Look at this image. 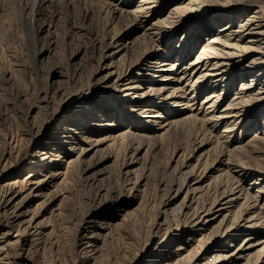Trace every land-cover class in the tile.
<instances>
[{"label": "bare ground", "instance_id": "obj_1", "mask_svg": "<svg viewBox=\"0 0 264 264\" xmlns=\"http://www.w3.org/2000/svg\"><path fill=\"white\" fill-rule=\"evenodd\" d=\"M95 1L109 14V27L115 25L117 31L118 22L129 23L125 37L118 30L103 47L105 53H113L105 56L103 49L102 53L103 58L117 60L115 64L122 69L114 84L127 92L126 97H132L130 102L137 101L130 105V111L152 123L147 129L154 126L156 130L151 136H139L163 141L177 128L197 127L203 139L199 148L178 158L172 169L173 182L161 189L162 200L153 223L147 222L145 211L148 215L149 206L145 202L120 208L128 203L121 199L123 195L104 209H99L100 205L87 211L69 251L70 264H264V233L260 229L264 226V88H260L264 82V1L142 0L136 6L132 0ZM40 5L35 0L34 17ZM254 7L257 10L249 13ZM182 29L186 30L182 50L174 46L170 53L167 48ZM37 35L35 32L34 38ZM205 36L203 49L184 65V59H190ZM165 39L169 40L166 48ZM136 66L139 73L154 67L156 73L169 74L149 83L152 86L145 90L135 77L130 78L129 71ZM238 82L239 89L235 88ZM221 88L223 91L217 92ZM227 89L235 90V96L220 112L217 104ZM142 90L143 94L137 93ZM156 96L163 97L171 109H157L153 105L159 103L145 100ZM85 99L72 97L68 102L74 122H83V113L75 112V107L84 108L81 103ZM142 99L146 102L139 105ZM201 99L203 109L199 108ZM177 107L185 110L176 113ZM104 118L102 112L101 117L91 120L101 131L95 139L83 130L86 124L80 130L81 125L65 121L63 128L50 133L53 137L28 155L29 174L22 179L2 183L13 163L10 158L4 164L0 162V264H44L42 247L55 240L48 225L56 216L53 200L59 189L57 181H64L73 164L86 162L93 144L113 146L129 136ZM218 124L225 127L223 134L215 137L211 129ZM237 124H242L247 135L251 130L259 134L248 142L246 136L235 141L231 135ZM176 156L174 152L166 168L175 164ZM135 178L129 180L132 183L127 197L134 201L138 195L146 196L147 191L146 178ZM248 180L252 181L249 187L245 185ZM183 195V202L175 205ZM34 200L42 201L31 206ZM116 208H120L118 215L110 216L108 210ZM134 229L147 240L134 236ZM241 234L246 235L243 244L235 246ZM223 241L235 250L221 248ZM115 245L119 246L118 253H109Z\"/></svg>", "mask_w": 264, "mask_h": 264}, {"label": "rangeland", "instance_id": "obj_2", "mask_svg": "<svg viewBox=\"0 0 264 264\" xmlns=\"http://www.w3.org/2000/svg\"><path fill=\"white\" fill-rule=\"evenodd\" d=\"M138 1L142 0H132L131 3L136 6ZM34 4L35 0H0V162L4 164L10 158L13 163L10 165L11 173L2 180V183L27 176L28 155L31 156L36 147L44 145L46 139L53 137L50 133L63 128L64 124L81 125L80 130L86 124L87 128L83 130L95 139L101 131L91 120L101 117L103 112L106 121L116 123L122 132L129 135L113 146L93 144L91 151L85 156L86 162L73 164L64 181L63 178L57 181L59 189L54 194L53 200L56 216L50 221V226L48 225V231L54 232L55 240L52 245L46 243L40 254L44 264H70L69 251L72 250L78 225L91 208L101 205L99 209H104L116 197L123 195L121 199L128 203L122 204L120 208L128 206L133 208L138 203L145 202V205L149 206L148 215L145 211V216H148L147 222L153 223L156 207L162 200L161 189L173 182L172 169L178 158L183 152L190 154L192 150L199 148L203 137L197 127H188L189 130L187 127L177 128L163 141L153 138L149 141L146 137L139 136L143 134L151 136L156 130L154 126L147 129L146 126L152 123L130 111V105L137 101L130 102L132 97H126L127 92L115 86L114 83L118 82L122 72L119 65L115 64L117 60L103 58L105 53L103 47L111 41L110 38L118 30L120 35L125 37L129 30L128 22H118L117 31L113 29L115 25L109 27L111 24L109 14L102 11V5L95 0H38L42 8L40 9L39 6L36 8L37 13L39 12L36 17L32 15ZM256 10L257 8L254 7L249 13ZM30 20H33L31 25ZM239 25L238 21L235 27L238 28ZM184 31L186 30L182 29L176 33L175 39L170 42L171 45L167 48L171 50L170 53L174 46L181 52L184 45ZM35 32L38 33L36 38H34ZM205 38L206 36L196 45V50L190 59H184L182 62L184 65L193 60L194 56L203 49L206 44ZM168 43L167 39L165 48ZM113 51L105 53V56L111 55ZM184 56L186 57V54ZM154 60L155 57H152L151 61ZM139 71V67H132L129 71L130 78L135 77V81H139L142 89L145 90L152 86L149 83L163 79L169 74L167 71L156 73L157 69L154 67L149 72L139 73ZM154 75H157V78H153ZM212 84H215V81H212ZM185 86L186 84L183 83L182 87ZM240 87L241 82H238L235 88ZM260 88H264V82ZM222 91L221 88L217 92ZM143 92L142 90L137 93L143 94ZM80 96L86 99L81 103L84 108L75 107V112L83 113V122L77 123L74 122L76 121L74 115L70 114L73 110H70L68 102L70 98ZM234 96L235 90L227 89V93L217 104L218 110L220 112L225 110ZM162 98L147 97L145 100L152 99L153 104L159 103L160 105L150 103L157 109L164 111L171 109L168 102ZM145 100L142 99L143 102L139 105L145 103ZM201 105L202 99L199 101V108L203 109ZM86 107H90V110ZM184 110L177 107L175 112ZM262 115L261 113L260 117ZM65 121L67 123H64ZM224 127L223 124L213 126L211 129L213 136L223 134ZM243 128L242 124H237L234 128L235 133L231 135L232 139L243 140L246 136L248 142L259 134L255 130L251 132L249 130L250 134L247 135V131ZM38 132V136L35 137ZM66 149L68 146L65 145V151ZM174 152L177 155L175 164L166 168L167 163H171ZM214 158L215 156L211 157V160ZM129 166L132 167L128 168ZM53 168L55 169V166ZM137 176L139 180L146 178L147 191L146 196L144 193L138 195L139 198L134 201L131 197L129 199L127 197L131 183H135ZM132 178L135 179L129 182ZM251 183L250 180L245 181L247 187ZM161 184L164 186L160 188ZM51 189H47L46 192L51 193ZM183 198L184 195L175 205H180ZM41 201L34 200L31 206ZM120 208L109 209L110 216L118 215L117 211ZM221 219L213 226L216 227ZM260 229L263 234L264 226ZM132 233L138 239L147 240V236H141L137 230ZM245 236L241 234L235 246L243 244L241 242ZM118 247L115 245L108 252L118 253ZM221 248H226L227 251L235 250L229 248L228 241H223Z\"/></svg>", "mask_w": 264, "mask_h": 264}]
</instances>
